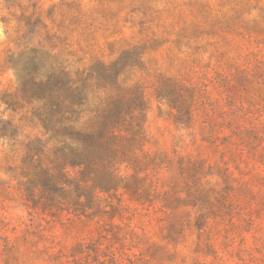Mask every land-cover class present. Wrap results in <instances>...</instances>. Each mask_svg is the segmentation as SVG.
Returning <instances> with one entry per match:
<instances>
[{
    "label": "rangeland",
    "instance_id": "rangeland-1",
    "mask_svg": "<svg viewBox=\"0 0 264 264\" xmlns=\"http://www.w3.org/2000/svg\"><path fill=\"white\" fill-rule=\"evenodd\" d=\"M122 59L148 106L141 164L116 191L31 201L46 137L18 74ZM0 264H264V0H0Z\"/></svg>",
    "mask_w": 264,
    "mask_h": 264
},
{
    "label": "trees",
    "instance_id": "trees-1",
    "mask_svg": "<svg viewBox=\"0 0 264 264\" xmlns=\"http://www.w3.org/2000/svg\"><path fill=\"white\" fill-rule=\"evenodd\" d=\"M35 65V70L18 74L20 94L11 100L37 104L34 115L46 137L29 143L23 162L30 200L51 208L65 186L75 185L81 195L118 190L124 180L119 167L135 169L141 164L136 150L148 108L137 86L119 85L120 74L130 64L122 59L75 77L63 67ZM69 167L79 169L76 182L66 173Z\"/></svg>",
    "mask_w": 264,
    "mask_h": 264
}]
</instances>
